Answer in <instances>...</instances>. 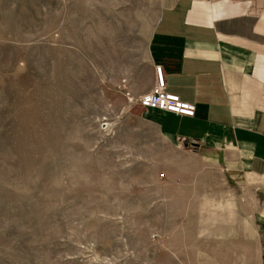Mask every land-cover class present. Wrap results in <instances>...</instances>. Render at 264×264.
I'll use <instances>...</instances> for the list:
<instances>
[{
	"label": "rangeland",
	"instance_id": "rangeland-1",
	"mask_svg": "<svg viewBox=\"0 0 264 264\" xmlns=\"http://www.w3.org/2000/svg\"><path fill=\"white\" fill-rule=\"evenodd\" d=\"M164 1L0 0V264H260L262 183L138 104Z\"/></svg>",
	"mask_w": 264,
	"mask_h": 264
},
{
	"label": "crops",
	"instance_id": "crops-1",
	"mask_svg": "<svg viewBox=\"0 0 264 264\" xmlns=\"http://www.w3.org/2000/svg\"><path fill=\"white\" fill-rule=\"evenodd\" d=\"M149 55L152 80L163 67L167 91L196 108L193 118L145 110L161 136L264 179V0H165ZM246 213L264 264V207L258 220Z\"/></svg>",
	"mask_w": 264,
	"mask_h": 264
},
{
	"label": "built area",
	"instance_id": "built-area-1",
	"mask_svg": "<svg viewBox=\"0 0 264 264\" xmlns=\"http://www.w3.org/2000/svg\"><path fill=\"white\" fill-rule=\"evenodd\" d=\"M155 82L151 91L138 99V104L143 109H154L181 117H195V106L184 103L181 99L167 91V82L164 69L155 66Z\"/></svg>",
	"mask_w": 264,
	"mask_h": 264
},
{
	"label": "bare ground",
	"instance_id": "bare-ground-1",
	"mask_svg": "<svg viewBox=\"0 0 264 264\" xmlns=\"http://www.w3.org/2000/svg\"><path fill=\"white\" fill-rule=\"evenodd\" d=\"M242 181L248 184H255L259 182H263L264 179L258 177L257 175L250 173L242 167L241 171ZM205 208L207 209H214V210H227L230 214L235 213V204L232 198L226 200L225 202H218L216 203L213 200L206 199L204 202Z\"/></svg>",
	"mask_w": 264,
	"mask_h": 264
}]
</instances>
